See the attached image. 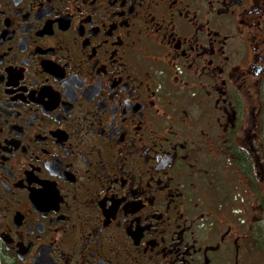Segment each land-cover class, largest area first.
<instances>
[{
  "label": "flooded vegetation",
  "instance_id": "obj_1",
  "mask_svg": "<svg viewBox=\"0 0 264 264\" xmlns=\"http://www.w3.org/2000/svg\"><path fill=\"white\" fill-rule=\"evenodd\" d=\"M263 83L264 0H0V264H264Z\"/></svg>",
  "mask_w": 264,
  "mask_h": 264
},
{
  "label": "rangeland",
  "instance_id": "obj_2",
  "mask_svg": "<svg viewBox=\"0 0 264 264\" xmlns=\"http://www.w3.org/2000/svg\"><path fill=\"white\" fill-rule=\"evenodd\" d=\"M257 101L251 100L250 106H253V111L258 113L259 107ZM260 141H255L253 143L256 148L258 154L261 157V161L259 163L262 165L264 169V156L260 152ZM252 177L254 175H250V194H249V221L251 226L254 222L261 221V225L264 226V179L260 180V184L258 183V188L253 182ZM258 177V176H257Z\"/></svg>",
  "mask_w": 264,
  "mask_h": 264
},
{
  "label": "trees",
  "instance_id": "obj_3",
  "mask_svg": "<svg viewBox=\"0 0 264 264\" xmlns=\"http://www.w3.org/2000/svg\"><path fill=\"white\" fill-rule=\"evenodd\" d=\"M261 98H262V113H261V131H260V140L262 142V149H263V153H264V83L262 85V91H261ZM239 158H242V155H238ZM240 166L243 165V162L240 161ZM253 175V169L250 166V175Z\"/></svg>",
  "mask_w": 264,
  "mask_h": 264
}]
</instances>
